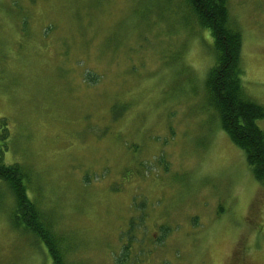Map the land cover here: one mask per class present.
<instances>
[{
	"label": "rangeland",
	"instance_id": "1",
	"mask_svg": "<svg viewBox=\"0 0 264 264\" xmlns=\"http://www.w3.org/2000/svg\"><path fill=\"white\" fill-rule=\"evenodd\" d=\"M161 1L0 0L4 162L30 170L67 264H264V186L219 126L211 36ZM227 6L245 95L264 107V0ZM8 203L0 264H52Z\"/></svg>",
	"mask_w": 264,
	"mask_h": 264
},
{
	"label": "trees",
	"instance_id": "2",
	"mask_svg": "<svg viewBox=\"0 0 264 264\" xmlns=\"http://www.w3.org/2000/svg\"><path fill=\"white\" fill-rule=\"evenodd\" d=\"M182 1L193 16L191 21L207 31L212 39L215 64L207 72L205 85L217 111L219 126L241 149L252 176L264 186V131L258 124L264 118V107L245 95L241 67L242 39L230 19L228 0ZM157 10L160 13L162 8ZM117 107L119 104L113 105V109ZM4 121L0 119V187L5 190L0 188V197L4 203H8L10 197L13 199V205L8 203L9 208L12 206L8 213L10 225L15 230L30 234L35 243H44L52 264H67L65 256L74 248H68L70 243L64 245L68 238L54 234L50 218H46L28 196L30 170L18 163L4 162L7 145Z\"/></svg>",
	"mask_w": 264,
	"mask_h": 264
}]
</instances>
